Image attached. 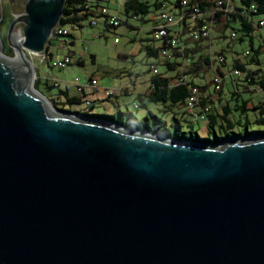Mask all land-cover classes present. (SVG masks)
<instances>
[{"label": "water", "instance_id": "water-1", "mask_svg": "<svg viewBox=\"0 0 264 264\" xmlns=\"http://www.w3.org/2000/svg\"><path fill=\"white\" fill-rule=\"evenodd\" d=\"M65 5L25 1L23 59L0 42V264H264V135L200 144L55 109L27 54Z\"/></svg>", "mask_w": 264, "mask_h": 264}, {"label": "trees", "instance_id": "trees-1", "mask_svg": "<svg viewBox=\"0 0 264 264\" xmlns=\"http://www.w3.org/2000/svg\"><path fill=\"white\" fill-rule=\"evenodd\" d=\"M106 1L107 0H66L63 17L60 21V27L63 28L68 24L82 27V22L86 20L90 21L91 26H96L98 24V20L103 19L105 24L104 27L107 30H114L106 22V18L110 16V14L108 13V16H106L101 13L102 9H107L105 6L107 3ZM183 1H187L189 3V7H199L201 14L199 16L197 15V17H191V10L187 11V13L185 12L186 15L180 24L170 28V35L161 40L154 39V32L155 27L159 22V15L163 11V6L166 7V10L168 8L165 0H155L153 3L149 0H125L123 11L120 12L124 14L125 18L123 19L119 16L122 20L121 26H126L131 30H138L137 38L133 39V42L136 44L137 41L139 42V40H141L143 28L134 27V25L129 22H132L134 18H147L156 14L155 10L159 11L156 23L152 26L149 32H146V34H151L150 43L154 41L158 42V44L152 45L149 43L146 55L158 58V64H163L166 67V70L164 72H159L157 64L152 63L151 71L153 73L152 66H154L157 69V73L152 74V77L147 84V90L144 93H139L138 95V99L141 104L140 106L142 108H147V103L162 106V109L160 108L158 110L161 115H157L155 113L151 114V119H153L155 123L154 127L151 126V120L148 115L145 116L146 123L143 124V122L138 120L133 114H126L128 122L125 124L123 118L117 120L114 115H90L72 112L67 109L68 106L82 104L86 101H84V99L80 96L72 95L68 90V87L66 89H62L60 83L56 80L52 83L48 79L47 82L42 84L41 80L38 78L34 86L35 89L40 93H42L40 91L41 88L46 90V92L50 95L46 96L44 93L42 94L47 97L52 106L59 111L71 112L94 119L108 121L128 129L161 135L179 141L218 145L234 139L264 135V101L251 104V101L247 100L243 101L241 105H236L234 107L229 104L217 107L218 105H214L212 101L210 104L213 106L208 105L205 102L206 96L202 94L201 91L204 86L199 85L195 80L202 76L200 75L199 77H194V75L199 71L203 72L206 69H213L215 71V77L217 75H221L223 78L219 91L215 90V87L212 84L215 92L220 93L222 92L228 75L232 78V81L236 83L235 78L238 77L241 79L243 74V80H241L245 87L247 86L249 90L264 93V74L262 69H250L248 68V64L242 62L237 57L233 58V62L228 64L227 59L222 52L218 54L217 58H213L211 54L206 56L201 51L197 53L190 43H187L182 39V37L186 35L184 33L185 30L188 31L189 37L191 39H197L196 41L198 43H201L203 39H209L210 36H194L192 33L199 30L203 24H209L207 21H210L211 19L206 15V13L217 1H223V8H226L227 0H176L173 4H171L173 5L171 10L172 15L175 18H179L182 14H184L182 6ZM234 7L235 12L232 14L224 15V12L218 13L214 18V21L211 22V28L213 24L220 22L222 18H230L241 27L242 32H244L247 36H250L251 32L255 30L252 18L254 16L264 18V0H239V6ZM252 7H254V9H252ZM201 17L203 19L205 18L206 21ZM192 19L196 20L197 24L190 29L188 28L187 22ZM94 22H96L95 25L93 24ZM229 26L230 25L227 23L226 28ZM233 30L234 31L232 33L236 34L235 29ZM59 37L61 36H52L49 41L48 52L46 54V58L48 57V60L46 61L47 64L49 59L52 57V54L49 53L52 42ZM171 38H176L178 44L177 48L171 47L170 43H168ZM182 48H184V50L180 52ZM163 50L168 51L167 57L162 56L161 52ZM258 53L259 50H256V54ZM246 56H249V54ZM220 57L223 58L222 62L219 60ZM94 58L95 57L92 56L93 61ZM251 63L260 65L259 60L255 57L251 58ZM225 68L227 69V72L225 70L226 73L223 72ZM235 70L239 71L241 75L235 76L233 72ZM132 75L135 74L132 73ZM182 77H185L184 81L182 83H178L177 81ZM75 86L78 91L86 97V89L80 90L77 85ZM235 86L238 87L236 84ZM193 88L198 89V101L194 108L189 109L187 102L188 98L191 96ZM56 89L58 92H55ZM240 94L241 93L238 90L233 93V96L237 99L240 97ZM114 96L115 94L113 93L112 95L106 97V100ZM86 103L89 104L90 102ZM235 111H241L240 115L242 114L246 116L245 124L242 123L241 119H233V113ZM165 114L170 116V125H168V122L162 117V115ZM120 115L121 117L124 116L123 113ZM182 115H184L183 118H181ZM253 115L254 120L252 119ZM186 116H188V119L185 118ZM198 120L207 121V127L210 133L207 138H201L198 131L194 128L195 123L198 122ZM251 123L257 124L263 129L250 131L249 125ZM236 126L243 127L245 131H236Z\"/></svg>", "mask_w": 264, "mask_h": 264}, {"label": "rangeland", "instance_id": "rangeland-1", "mask_svg": "<svg viewBox=\"0 0 264 264\" xmlns=\"http://www.w3.org/2000/svg\"><path fill=\"white\" fill-rule=\"evenodd\" d=\"M152 3L155 0H149ZM176 0H165L168 5L167 12L172 14V7ZM25 0H0V42H1V54L8 58H16L17 44L16 36L21 34L23 36V24L18 22L15 26L12 36L8 38L9 29L18 15H22L24 11L23 3ZM105 6L111 15L120 16L125 18L123 13H118L119 6L122 8L124 0H107ZM235 4L239 5V0H236ZM155 12H159L156 11ZM260 17L254 16L255 30L251 32L250 36H247L241 31V27L235 22L232 23L224 32L217 30V24L212 26L211 38L207 41V45L203 51L205 55L211 54L213 58H217L219 53H223L227 59L228 64L233 62V58L237 57L242 62L248 64L250 69H262L264 74V28H257ZM138 28H141V23L138 21H132ZM82 27L75 25H65L63 28L69 33V35L61 36L52 42L49 53L52 54L51 59L48 60L42 55L27 54L28 58L33 64L35 83L39 76L49 75V81L52 83L56 80L60 83L62 89H66L71 92L72 95L80 96L86 102L82 104L70 105L67 109L72 112H79L90 115H107L115 116L117 120L123 118L124 123L128 122L126 114H133L138 120L146 123L145 116L148 115L151 120V126L154 127L155 123L152 117V113L161 115L159 109H162L161 105L148 104L147 108H142L138 99L139 93L146 91L145 81H149L152 77L151 64L156 63L159 72H164L166 67L163 64H158V58L153 56H147L145 52H139L137 46L133 42L134 38L138 36V30H131L126 26H121L114 30H107L104 25L99 22L96 26H91L90 21L86 20L82 22ZM222 28V27H221ZM235 29L236 37L232 38L231 33ZM142 35L151 36L143 31ZM118 39L120 43L115 44L114 40ZM252 38V40H251ZM11 46H10V44ZM146 44V43H145ZM150 44H158V42L152 41ZM22 48V44L19 45ZM261 47V48H260ZM135 52L133 54V50ZM256 50L259 53L256 54ZM17 53V54H16ZM246 53L249 56H246ZM124 54V55H121ZM72 56L75 62L70 66H67L63 70H59L54 67L55 63L64 58L65 56ZM94 56V61L92 59ZM259 60L260 65L251 63V58ZM200 72V73H199ZM194 75L197 78L199 85L204 86L202 88V94L205 96V102L211 105L212 101L217 107L224 105H241L243 101L250 100L251 104L264 101V93L249 90L244 83L241 82L243 78L236 77V83L232 81V78L228 75L224 83L222 92L216 93L212 85V81L215 77V71L213 69H206L203 72L199 71ZM134 73L135 75H132ZM97 80L98 85L96 90L86 89V97L78 91L75 85L87 86L91 80ZM34 83V86H35ZM238 85L237 86H235ZM130 89V93L126 94L120 87ZM244 86V88H243ZM121 89V90H120ZM109 90L115 94L114 97L107 99L106 101H94L96 96H105V91ZM239 90L240 97L234 98L233 93ZM245 90V91H244ZM46 96L50 94L43 88L40 89ZM55 92H58L56 89ZM48 99V98H47ZM49 100V99H48ZM91 104V106H90ZM213 106V105H211ZM121 113L124 116L121 117ZM241 111H235L233 113V119H241L245 124L246 116L240 115ZM162 117L170 125V116L162 115ZM182 115L181 118H183ZM188 119V116L185 117ZM254 120V115L252 117ZM194 128L198 131L201 138H207L210 135L207 127V121L198 120L195 123ZM250 131L262 130L263 128L257 124L251 123L249 125ZM218 130V129H217ZM236 131H245L243 127L236 126ZM213 136V135H212Z\"/></svg>", "mask_w": 264, "mask_h": 264}, {"label": "built area", "instance_id": "built-area-1", "mask_svg": "<svg viewBox=\"0 0 264 264\" xmlns=\"http://www.w3.org/2000/svg\"><path fill=\"white\" fill-rule=\"evenodd\" d=\"M236 0H227V6L226 8H223V1H217L211 8L210 10L207 11L206 15L211 19L208 23L206 24H203L201 26V28L199 30H196L194 31L192 34L194 36L196 35H202L203 37H208L210 36L211 34V25H212V21H214V18L216 17V15L220 12H224V15H228V14H232L235 12V7H234V3H235ZM182 6H183V12L184 14H182L181 17L179 18H175L172 14H169L167 11H166V7L163 6V11L160 13L159 15V22L158 24L156 25L155 27V32H154V39L155 40H161L163 39L164 37H168V35H170V28L172 27H175L177 25L180 24V22L184 19L187 11H190L191 10V17H197V15L199 16L201 13L200 11V8L197 7V6H193V7H189V3L187 1H183L182 2ZM252 9H254V7H252ZM186 12V13H185ZM101 13L103 15H106L108 16V11L106 8L102 9ZM106 22L107 24L112 27L113 29H116L118 27H120L122 25V20L119 16H115V15H110L106 18ZM94 25L96 24V22L93 23ZM257 28L259 29H263L264 28V18H260L259 19V22H258V25H257ZM69 33L64 29V28H61L60 25L54 30L53 32V35L52 36H65V35H68ZM20 35V34H18ZM231 37L232 38H235L236 37V34L235 33H232L231 34ZM22 41H23V38H22ZM22 41L20 42V44L22 43ZM115 44H117L119 42V40L116 38L114 40ZM168 43H170L171 47L173 48H177L178 47V44H177V41H176V38H171ZM184 48H182L180 50L183 51ZM162 56L163 57H167L168 55V51L167 50H163L161 52ZM246 55H248V53H246ZM44 58L46 55H42ZM219 60L222 62L223 61V58H219ZM73 62H75V59L74 57L72 56H65L64 58L62 59H59L56 63H55V67L58 68V69H65L67 66L71 65ZM152 69H153V73H157V69L152 66ZM234 72V75L235 76H240V72L235 70L233 71ZM185 77H182L181 79H179L177 82L178 83H182L184 81ZM223 82V78L221 75H217L214 79H213V82L212 84L214 85L215 87V90L219 91L220 90V86ZM97 85H98V81L97 80H91V82L89 83V85L87 86H80V85H77L79 87L80 90L82 89H89V90H96L97 89ZM122 89V88H121ZM120 89V90H121ZM113 92L109 91V90H106L105 91V95L106 97L112 95ZM198 89L197 88H193L192 89V93H191V96L188 98V102H187V105H188V108L189 109H192L196 106V103L198 101Z\"/></svg>", "mask_w": 264, "mask_h": 264}, {"label": "crops", "instance_id": "crops-1", "mask_svg": "<svg viewBox=\"0 0 264 264\" xmlns=\"http://www.w3.org/2000/svg\"><path fill=\"white\" fill-rule=\"evenodd\" d=\"M125 1V0H124ZM124 5V4H123ZM234 6H239L238 4H234ZM101 10V9H100ZM99 10V11H100ZM107 11H108V9H107ZM123 11V7L121 8L120 6H119V9H118V13H120V12H122ZM109 13V12H108ZM110 14V13H109ZM111 15V14H110ZM157 17H158V12L156 13V14H154V15H151V16H149V17H147V18H143V19H141V18H134L133 19V21H139L140 23H141V27L143 28V31H145V32H149L150 31V29L152 28V26L156 23V21H157ZM202 18V17H201ZM203 19V18H202ZM201 19V20H202ZM203 20H205L206 21V19L204 18ZM130 21V20H129ZM99 22H101L103 25H105L104 24V20L103 19H99L98 20V23ZM208 22V21H207ZM130 24H132V25H134V27H137L133 22H129ZM229 24V25H231L232 23H234L233 21H232V19H226V18H222V20L220 21V22H216L215 24H217L218 26H217V30L218 31H220V32H224V30L226 29V24ZM197 24V21L196 20H194V19H192L191 21H188L187 22V25H188V28H190L191 29V27H193L194 25H196ZM215 24H213V25H215ZM222 27V28H221ZM142 31V32H143ZM233 32V31H232ZM186 35L185 36H183L182 37V39H183V41H186L187 43H190V45H192L193 46V48L195 49V52H200V51H203L204 49H205V47H206V45H207V41L208 40H210V38L211 37H209V39H203L202 40V42L201 43H198L196 40L197 39H191L190 37H189V35H188V31L187 30H185V32H184ZM211 36V35H210ZM150 40H151V36H143V35H141V40H139V42L137 41V43L135 44L136 46H137V50H139V52H145L146 54H147V52H146V50H147V46H149V43H150ZM120 43V41L117 43V45ZM146 43V44H145ZM134 52H135V49L133 50V54H134ZM121 55H124V54H121ZM205 55V54H204ZM207 56V55H206ZM213 57V56H212ZM225 70H226V72H227V69L225 68L224 70H223V72L224 73H226L225 72ZM49 77V75L47 74V75H44V76H39V79L41 80V82H42V84H44L45 82H47L48 81V78ZM196 81H197V79H195ZM242 80H243V78H242ZM242 82V81H241ZM149 83V81H145L144 82V85L146 86V90H147V84ZM43 87V86H42ZM120 88H122L123 89V92H125L126 94H129L130 93V89H128V88H124V87H120ZM143 93V92H142ZM104 100H106V97L103 95V96H96V97H94V101H104Z\"/></svg>", "mask_w": 264, "mask_h": 264}, {"label": "bare ground", "instance_id": "bare-ground-1", "mask_svg": "<svg viewBox=\"0 0 264 264\" xmlns=\"http://www.w3.org/2000/svg\"><path fill=\"white\" fill-rule=\"evenodd\" d=\"M22 38H23V36L21 34L16 36V43L17 44L19 43L18 44V49H17L18 54L16 53L17 54L16 58H21V59H23V58L21 57V54H20V51H19L20 50V46L19 45H20V42L22 41ZM13 59H15V58H13Z\"/></svg>", "mask_w": 264, "mask_h": 264}]
</instances>
